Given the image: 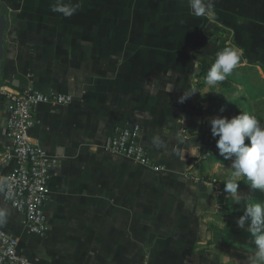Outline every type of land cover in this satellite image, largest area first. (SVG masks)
Masks as SVG:
<instances>
[{
	"label": "crops",
	"instance_id": "obj_1",
	"mask_svg": "<svg viewBox=\"0 0 264 264\" xmlns=\"http://www.w3.org/2000/svg\"><path fill=\"white\" fill-rule=\"evenodd\" d=\"M212 2L211 12L196 16L187 0H63L80 5L65 17L52 11L57 0H0L8 14L0 85L72 97L67 105H40L30 134L59 161L45 238L30 234L4 197L12 166L0 170V229L32 264H237L245 254L227 232L213 230L235 216L223 219L215 192L199 188L231 164L208 143L218 107L205 102V88L178 101L197 89L201 60H215L213 39L225 37L214 28H221L241 54L236 67L251 70L235 87L237 105L250 101L261 122L264 0ZM5 111L0 97V155L9 144ZM133 126L159 170L103 149L110 135ZM193 142L201 155L183 157Z\"/></svg>",
	"mask_w": 264,
	"mask_h": 264
},
{
	"label": "built area",
	"instance_id": "obj_2",
	"mask_svg": "<svg viewBox=\"0 0 264 264\" xmlns=\"http://www.w3.org/2000/svg\"><path fill=\"white\" fill-rule=\"evenodd\" d=\"M0 97L6 102L4 134L8 146L0 155V170L11 167L6 176L4 197L13 211L23 215L30 234L45 238L49 231L45 207L49 200L48 187L58 159L31 142L30 134L36 126L37 108L43 104H70L72 97L59 93H42L33 88L17 91L0 85ZM214 139L208 143L213 144ZM1 144V139H0ZM103 149L124 156L137 164L159 170L142 142L139 126L119 129L110 135ZM207 185L214 188L220 199L224 185L213 179ZM221 206H219L220 209ZM0 264H32L19 250L18 240L0 229Z\"/></svg>",
	"mask_w": 264,
	"mask_h": 264
},
{
	"label": "clouds",
	"instance_id": "obj_3",
	"mask_svg": "<svg viewBox=\"0 0 264 264\" xmlns=\"http://www.w3.org/2000/svg\"><path fill=\"white\" fill-rule=\"evenodd\" d=\"M187 4L191 13L196 16L205 15L213 9L212 0H187ZM79 7L78 3H63V0H57V3L52 6V11L70 17ZM240 55L236 49L232 48H225L216 54L215 61L204 76L206 94L213 93L207 90L215 89L232 74L239 63ZM194 66L199 68L198 64ZM197 92L200 93L199 90L192 88L184 91L178 102L184 103ZM208 123L211 135L216 140L219 155L225 160H231L228 167L230 175L225 180L224 191L232 196L234 205H239L244 200L243 196L238 193L241 181L249 185L251 189L264 193V124L256 116L246 112H241L231 119L216 116ZM246 140L249 143L246 144ZM180 142L183 143V138ZM200 147L199 144L193 142L192 147L180 154L184 157L187 152L191 156L199 157ZM248 221L250 224L245 229V223ZM237 226L249 232L253 237L255 248L248 257L247 264H264V201L246 202V209L238 219Z\"/></svg>",
	"mask_w": 264,
	"mask_h": 264
},
{
	"label": "rangeland",
	"instance_id": "obj_4",
	"mask_svg": "<svg viewBox=\"0 0 264 264\" xmlns=\"http://www.w3.org/2000/svg\"><path fill=\"white\" fill-rule=\"evenodd\" d=\"M218 93H220V92H218ZM221 99L224 102H222ZM238 102H239L238 96L234 92H231L228 95H226L225 93L220 94V97H218L214 101H212V103H214V104H212V106L215 105V107H218L216 109H213V108L211 109L212 110V116L213 117H216V116L227 117V118L231 119L232 117L239 115L241 112H246V113L252 115V108H251L252 104H250V101H248V103L247 102L245 103L243 101V107H242V105L238 106L237 105ZM221 109H223V111H221ZM261 111H264V110L261 109ZM261 123L264 124V118L261 119ZM226 171H227L226 174H223L222 176L215 177L214 179L220 181L221 183L223 182L222 184L224 185L225 179H226L224 177V175L227 176L228 173L230 172V169L228 168V169H226ZM244 185L250 187L249 185H247L246 183L241 181V182H239L238 189H241L240 187H242ZM251 190H253V191H250L247 194H241L242 196L245 195L243 198L244 200H242L241 204L235 205L236 206L235 209L233 208V210H236V212H237L234 215L235 216L234 219L236 220V222L223 221L224 225L221 226L223 228H220V226H215L213 228L214 231L222 230V231L227 232L230 240L232 239L236 243H239V245H244V247L246 248L245 252H244L245 254L240 252V253H238L239 257L235 258L234 262L237 264H247L248 257L252 254V251L255 248V245L253 243V237H250V233L247 232L246 230L240 229L237 226V221L244 214V211L246 209V202H248L250 200L254 201V202L264 201V193H261L259 190H254V189H251ZM221 198H222V200L228 199V196L225 193V195H223ZM230 199H233V198L230 197ZM249 224H250L249 221L245 223V229H247ZM240 231H242V232H240ZM241 233H245L246 236L242 237L240 235ZM229 255H236V254H229ZM242 255H244V257H246V258L245 259L241 258Z\"/></svg>",
	"mask_w": 264,
	"mask_h": 264
},
{
	"label": "trees",
	"instance_id": "obj_5",
	"mask_svg": "<svg viewBox=\"0 0 264 264\" xmlns=\"http://www.w3.org/2000/svg\"><path fill=\"white\" fill-rule=\"evenodd\" d=\"M214 33L215 34H223L224 35V39L223 38H218V39H213L214 43L217 42L218 45V52L225 49V48H231L229 45H227V42H229V40L231 39V35L229 32H227L226 30H223L221 28H214ZM233 49V48H232ZM213 61H207L205 60H201L200 62V74L198 75L197 78V89L198 90H202L205 88L204 85V76L206 75V72L208 70L209 67H211ZM250 69H239L237 67H235V69L233 70L232 74L228 76V78L220 85H218L215 89H210V92L213 93H209V95L204 98L205 102H210L212 103V101H214L216 98H218L220 96V94H229L231 92L235 91V87L237 85H239L242 80H244V78H246L248 76V74L250 73ZM217 88H219L220 93H216ZM215 91V92H214ZM251 94V93H250ZM264 94V93H263ZM214 143H216V140L214 141ZM224 187V186H223ZM242 188V187H240ZM220 206H221V210H220V215L221 217L227 218L230 215H235L237 212L236 210H233V208L235 209V205L233 202V199H220ZM250 223V221H249ZM240 235H243V237L246 236L245 233H241ZM250 236H252L250 234ZM228 241H230V244L232 243L231 241H233L232 239L230 240L228 238ZM235 243V241H233Z\"/></svg>",
	"mask_w": 264,
	"mask_h": 264
},
{
	"label": "water",
	"instance_id": "obj_6",
	"mask_svg": "<svg viewBox=\"0 0 264 264\" xmlns=\"http://www.w3.org/2000/svg\"><path fill=\"white\" fill-rule=\"evenodd\" d=\"M0 9L2 11L0 15V69L2 67L3 57H4V46H5V33L8 26V14L6 11V8L0 4ZM199 188L203 192L210 193L211 195H214V188L213 187H206L205 185L201 184L199 185Z\"/></svg>",
	"mask_w": 264,
	"mask_h": 264
}]
</instances>
